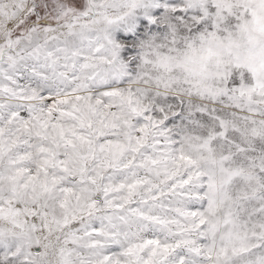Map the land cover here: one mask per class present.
<instances>
[{
    "label": "snow or ice",
    "instance_id": "snow-or-ice-1",
    "mask_svg": "<svg viewBox=\"0 0 264 264\" xmlns=\"http://www.w3.org/2000/svg\"><path fill=\"white\" fill-rule=\"evenodd\" d=\"M0 264H264V0H0Z\"/></svg>",
    "mask_w": 264,
    "mask_h": 264
}]
</instances>
